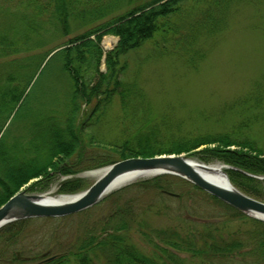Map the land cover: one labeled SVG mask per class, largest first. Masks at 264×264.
Returning <instances> with one entry per match:
<instances>
[{
	"label": "trees",
	"instance_id": "16d2710c",
	"mask_svg": "<svg viewBox=\"0 0 264 264\" xmlns=\"http://www.w3.org/2000/svg\"><path fill=\"white\" fill-rule=\"evenodd\" d=\"M0 1L14 17L0 28V206L21 189L47 190L57 177L87 167L182 153L232 166L226 169L232 183L264 202V76L251 93L228 107L240 115L229 129L202 131L185 127L170 113L156 114L138 77L131 75L134 64L167 54L196 68L205 53L195 42L218 28L212 14L220 1ZM200 2L205 7L182 22ZM127 3L134 6L118 12ZM84 25L89 27L67 38ZM107 34L119 38L108 51L101 45ZM59 36L66 38L51 44ZM55 103L58 107L51 105ZM110 113L112 120L103 121ZM18 122L24 125L16 134L12 126ZM106 127L117 137L106 138ZM88 146L96 149L89 153ZM83 187L80 179L69 177L60 181L59 192L75 193ZM208 199L229 210L228 220L237 217L253 227L242 236H213L212 224L205 219L206 230L192 236L187 224L203 217L201 205ZM104 202H110L108 213L63 253H51L26 231L33 220L52 217L5 225L0 229V264H171V249L199 256L208 250L216 259L248 252L249 247L252 263L264 264V221L180 176L140 180L114 191ZM170 212L178 223L155 226L150 221ZM134 234L153 252L142 249Z\"/></svg>",
	"mask_w": 264,
	"mask_h": 264
},
{
	"label": "rangeland",
	"instance_id": "374dc122",
	"mask_svg": "<svg viewBox=\"0 0 264 264\" xmlns=\"http://www.w3.org/2000/svg\"><path fill=\"white\" fill-rule=\"evenodd\" d=\"M142 1L137 0L135 2ZM216 1H220V4L216 5L212 16L218 21V28L212 33H202L195 42L196 48H200L205 53L196 68L186 65L182 58L175 54H167L163 57L141 61L139 65L134 64L131 70V75L138 77L141 86L149 95L156 114L170 113L177 120L182 121L185 127L200 128L202 131L229 129L233 122L240 118V115L231 112L232 109L229 110L228 107L233 106L238 99L251 93L256 83L264 76V0ZM12 4H14V0ZM195 5L197 10L191 7L190 15L186 14L182 17V22L194 17L192 14L205 7V3L201 2ZM129 6H134V4ZM129 6L128 3L125 4L118 12L127 10ZM207 8L210 9V6ZM13 18L0 1V28L6 26ZM88 27L89 25H84L76 29L67 38L85 31ZM59 37L51 44L59 43L66 38L64 36ZM118 39L113 34H107L103 37L101 45L105 50H111L116 46ZM102 69H106L104 63ZM51 105L56 107L59 104ZM116 112L117 106L114 105L111 113L115 114ZM111 113L102 120L111 121L113 118ZM23 125L24 123H15L12 126L13 133L19 134ZM103 131L107 136L106 138L109 139L116 138L118 135L114 129L111 130L107 127ZM99 135H102V132ZM95 149V146H88L89 153ZM191 157L198 159L194 156ZM205 163L224 164L220 161ZM83 165H89V163L84 162ZM103 167H87L73 175L59 176L47 190L29 191L28 193L54 191L56 194H67L59 192V183L69 177H77L82 181L84 187L78 192H83L98 178L87 175V172ZM150 177L139 178L127 185ZM127 185L112 190L105 197ZM101 201L73 214L52 217L51 219L33 220L26 231L32 235L31 240L43 241L47 245L46 248L53 254L69 251L79 238L88 232L91 225H94L108 213L110 202L101 203ZM201 210L204 211V214L202 211L203 217L192 219L187 224L192 229L190 230L192 236L198 235L201 230H206L202 225L205 219H208V222L212 224L213 236L219 234H229L230 237L242 236L246 229L253 227L251 221H241L237 217L231 216L232 219L228 220L226 216H228L229 210L212 199L204 202L201 205ZM209 212H212L214 216L212 214L209 216ZM173 213L154 215L150 221L155 226L178 223L177 219L172 218ZM245 213L250 216L247 212ZM194 222L196 226H194ZM134 237L142 249L148 253L153 252V248L146 244L140 235L134 234ZM250 248L248 252L245 249L242 253L228 254L216 257V259L212 258L208 250L205 251L206 254L199 256L171 249L175 255V260L171 264H253L254 259H252ZM163 256L167 258L165 254ZM97 264L105 263L101 260Z\"/></svg>",
	"mask_w": 264,
	"mask_h": 264
},
{
	"label": "water",
	"instance_id": "95a60500",
	"mask_svg": "<svg viewBox=\"0 0 264 264\" xmlns=\"http://www.w3.org/2000/svg\"><path fill=\"white\" fill-rule=\"evenodd\" d=\"M53 54V53H52ZM51 54V55H52ZM50 57V56H49ZM194 159L185 154H162L153 157H130L118 160L106 166L105 173L85 191L75 195L73 201L64 204H45L41 197L47 193H28L21 190L12 195L0 206V228L16 220L32 217H60L82 211L99 202L109 191L113 180L121 174L131 171H152V175L173 174L185 178L206 192L216 196L231 206L263 220L264 202L237 189L230 181L225 170L224 176L231 187L225 188L202 177L193 166ZM222 168L231 166L223 164Z\"/></svg>",
	"mask_w": 264,
	"mask_h": 264
},
{
	"label": "bare ground",
	"instance_id": "6f19581e",
	"mask_svg": "<svg viewBox=\"0 0 264 264\" xmlns=\"http://www.w3.org/2000/svg\"><path fill=\"white\" fill-rule=\"evenodd\" d=\"M194 168L199 172V174L204 177L205 179L213 182L219 186L230 188L231 183L223 174V168L221 164H206L200 162L198 160L193 161ZM160 169V168H159ZM159 169H153L152 171H131L124 174L119 175L116 177L113 182L110 184L108 191H112L117 189L125 184L131 183L139 178L147 177L152 175L155 172H158ZM106 168H99L96 170H92L87 172V175H92L96 177H100L105 173ZM77 194H56L53 192H49L44 194L41 197V200L45 204H64L66 202L73 201ZM264 217L263 215H259Z\"/></svg>",
	"mask_w": 264,
	"mask_h": 264
}]
</instances>
